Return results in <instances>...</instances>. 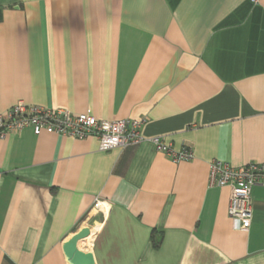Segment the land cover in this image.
I'll use <instances>...</instances> for the list:
<instances>
[{
  "label": "crops",
  "instance_id": "crops-1",
  "mask_svg": "<svg viewBox=\"0 0 264 264\" xmlns=\"http://www.w3.org/2000/svg\"><path fill=\"white\" fill-rule=\"evenodd\" d=\"M18 101L139 121L142 141L0 139V264H68L85 231L93 264H264V188L242 231L208 185L213 160L264 163V0H0V113Z\"/></svg>",
  "mask_w": 264,
  "mask_h": 264
},
{
  "label": "built area",
  "instance_id": "built-area-1",
  "mask_svg": "<svg viewBox=\"0 0 264 264\" xmlns=\"http://www.w3.org/2000/svg\"><path fill=\"white\" fill-rule=\"evenodd\" d=\"M257 1L250 0L253 4ZM140 126L139 121L98 120L89 114L26 105L21 101L0 113V139L8 134H19L30 129L36 136L46 133L75 140L92 137L97 140L98 150L102 152L139 144L142 141ZM152 143L155 150L165 153L175 163L192 157L188 149L175 152L158 138H153ZM208 185L229 188L228 216L235 229L246 231L252 217L251 191L255 186L264 188V163H249L232 168L225 162L213 160L209 163ZM103 205V201L95 199L92 209L103 212Z\"/></svg>",
  "mask_w": 264,
  "mask_h": 264
},
{
  "label": "water",
  "instance_id": "water-1",
  "mask_svg": "<svg viewBox=\"0 0 264 264\" xmlns=\"http://www.w3.org/2000/svg\"><path fill=\"white\" fill-rule=\"evenodd\" d=\"M87 236L88 232L86 231L78 233L63 246V252L68 264H93L92 255L83 253L77 248V243Z\"/></svg>",
  "mask_w": 264,
  "mask_h": 264
}]
</instances>
